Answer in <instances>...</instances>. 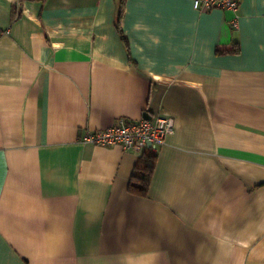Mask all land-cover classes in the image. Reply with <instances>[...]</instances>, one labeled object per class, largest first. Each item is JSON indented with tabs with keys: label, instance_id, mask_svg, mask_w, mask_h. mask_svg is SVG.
Instances as JSON below:
<instances>
[{
	"label": "crops",
	"instance_id": "1",
	"mask_svg": "<svg viewBox=\"0 0 264 264\" xmlns=\"http://www.w3.org/2000/svg\"><path fill=\"white\" fill-rule=\"evenodd\" d=\"M0 0V264H264V0ZM237 43V54L216 47ZM175 118L142 151L83 143Z\"/></svg>",
	"mask_w": 264,
	"mask_h": 264
},
{
	"label": "built area",
	"instance_id": "2",
	"mask_svg": "<svg viewBox=\"0 0 264 264\" xmlns=\"http://www.w3.org/2000/svg\"><path fill=\"white\" fill-rule=\"evenodd\" d=\"M193 7L200 12L214 8L235 10L238 7V0H193ZM174 127L175 118L169 114L139 119L119 117L108 127L82 133L79 139L83 143L119 145L124 150L134 148L138 151H143L147 143H150V147L157 151L167 134L173 132Z\"/></svg>",
	"mask_w": 264,
	"mask_h": 264
},
{
	"label": "trees",
	"instance_id": "3",
	"mask_svg": "<svg viewBox=\"0 0 264 264\" xmlns=\"http://www.w3.org/2000/svg\"><path fill=\"white\" fill-rule=\"evenodd\" d=\"M125 3L126 0H118L115 26L126 48L129 60L134 61L130 53L128 38L123 32L121 26V21L125 13ZM239 52H240V48L237 43H234L230 47L217 46L215 49V53L217 55L237 54ZM156 161H157V152L153 150L151 147L146 146L143 149L142 153L137 158L136 163L133 167L130 180L128 183L129 192L138 196H146L148 194Z\"/></svg>",
	"mask_w": 264,
	"mask_h": 264
},
{
	"label": "water",
	"instance_id": "4",
	"mask_svg": "<svg viewBox=\"0 0 264 264\" xmlns=\"http://www.w3.org/2000/svg\"><path fill=\"white\" fill-rule=\"evenodd\" d=\"M147 146L150 147V143H147Z\"/></svg>",
	"mask_w": 264,
	"mask_h": 264
}]
</instances>
